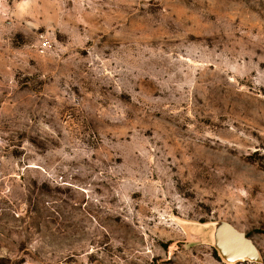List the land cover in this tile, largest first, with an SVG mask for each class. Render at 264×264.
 Here are the masks:
<instances>
[{
  "label": "rangeland",
  "instance_id": "rangeland-1",
  "mask_svg": "<svg viewBox=\"0 0 264 264\" xmlns=\"http://www.w3.org/2000/svg\"><path fill=\"white\" fill-rule=\"evenodd\" d=\"M219 222L264 264V0H0V264H226Z\"/></svg>",
  "mask_w": 264,
  "mask_h": 264
},
{
  "label": "water",
  "instance_id": "water-1",
  "mask_svg": "<svg viewBox=\"0 0 264 264\" xmlns=\"http://www.w3.org/2000/svg\"><path fill=\"white\" fill-rule=\"evenodd\" d=\"M212 229L211 244L226 264L239 262L262 263L260 251L254 242L231 225L219 222L208 226Z\"/></svg>",
  "mask_w": 264,
  "mask_h": 264
}]
</instances>
